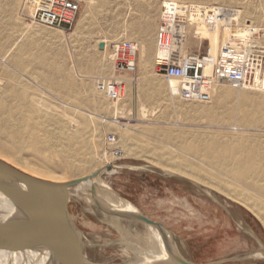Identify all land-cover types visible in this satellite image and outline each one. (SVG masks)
Instances as JSON below:
<instances>
[{"label":"rangeland","instance_id":"374dc122","mask_svg":"<svg viewBox=\"0 0 264 264\" xmlns=\"http://www.w3.org/2000/svg\"><path fill=\"white\" fill-rule=\"evenodd\" d=\"M163 1L95 0L92 3L81 0L80 16L68 32L70 42L65 43L59 30L34 24L25 9V0H16L13 6H9V0H0V101L4 99L8 108H19L15 119L20 122L19 126L22 125L25 143V149L17 157L8 145L0 146V158L17 168H27L29 173L38 171L70 179L85 176L111 162L119 170L110 175L103 173L101 178L149 219L168 227L173 242L189 261L195 264H264V256L258 254L264 250V214L227 193H244L241 196H250L252 203L260 202L263 211L264 194L210 165L199 151L203 141L234 146L257 140L264 148V91L225 83L222 87L234 92L229 114L228 108L219 103L221 87L210 103H195L174 96L167 88L168 80L155 74ZM182 2L238 9L245 20L250 19L246 6L252 5L260 14L253 22L264 24V0ZM122 38L139 42L141 50L137 72L123 76L131 80L125 83L124 98L119 102L127 109L123 114L125 118L122 115L114 118V105L96 89L98 80L109 79L112 72L115 77L110 45L103 53L98 44L102 39L112 44ZM208 46L209 40H204L200 46H192L190 52L198 53ZM48 48L56 55H50ZM142 49L146 60L142 58ZM74 62L79 74L69 69V64ZM51 64H57V71L50 69ZM246 97L252 101L245 103ZM258 103L263 105L258 112L261 120L245 121L246 114L257 113ZM22 105L33 111V119L28 118ZM144 105L148 109L146 117L142 115ZM205 108H209L212 115L203 113ZM72 116L78 119L77 124L71 122ZM44 124L56 134L59 131L67 133L54 140L47 159L36 155L32 145L33 137H45ZM11 131L13 129L0 125L1 137L9 138ZM110 133L119 137L124 152L121 158L114 157L109 150L106 138ZM66 149L75 154L71 161L81 164L79 168H66L69 159ZM45 163L48 166H38ZM177 165L188 169L190 175L197 172L211 180L214 176L215 183L233 185L225 187L226 193L204 185L193 176L166 170ZM95 205L76 197L69 204L74 220L88 241V256L98 263L137 264L133 254L125 255L126 246L122 241L124 238V242L128 241L130 236L137 237L144 231V225L124 224L125 230L120 228L123 230L120 233Z\"/></svg>","mask_w":264,"mask_h":264},{"label":"bare ground","instance_id":"6f19581e","mask_svg":"<svg viewBox=\"0 0 264 264\" xmlns=\"http://www.w3.org/2000/svg\"><path fill=\"white\" fill-rule=\"evenodd\" d=\"M175 1L182 2L183 0H175ZM228 1L234 2L235 0H228ZM89 2L95 3V0H89ZM15 3H16V0H9V6L15 5ZM209 6H215V5L209 4ZM246 11L250 13V16H249L250 19L249 20L247 19L248 21L253 22L255 17L260 18L259 12L252 5H247ZM38 27H42V26H38ZM44 28H47V27H44ZM195 30L197 31L198 36H195L193 34L191 38L189 39L188 44H187V53L190 52V48L192 46L194 45L200 46L204 40H209L208 47L211 49L213 53H216L220 47L222 40L226 36L225 29H222V28L210 29L202 23L198 24ZM60 32L63 34L62 39L64 40V42L69 43L70 37L68 33L65 31H60ZM100 42H104L105 47L103 49H100V48L99 49L101 50V52L106 53L109 49L110 42L108 41V39H102ZM99 44H98V47H99ZM140 50H141V46H140ZM49 51H50L49 52L50 55H56L55 51L53 50H49ZM156 57H157V51H156L155 61H156ZM142 58L146 60V53L144 49H142ZM56 66L57 64H55V66L53 65L52 67H50V69L53 71H57L58 67ZM69 69L72 73H75V74L80 73L78 65L75 62L72 64H69ZM107 78L109 79L113 78V72H112L111 77H107ZM125 81L130 82L131 80L126 79ZM179 86H180V83L177 80L175 79L168 80L167 88L174 96H176L175 92L177 91ZM218 89H219L218 96L220 99L219 103L223 107L228 108L226 109V111L229 114L230 112L229 106L231 103V99L234 96L233 94L234 92H232L231 90L227 88L222 87L221 85L217 88L216 96H217ZM247 90H253V89H247ZM250 101H252L250 97H246L244 99L245 103H248ZM194 102L196 103L199 101H194ZM200 103H203V102H200ZM111 105H114L115 111H116L115 114H117V117L119 115L120 116L122 115L124 117L123 114L127 109L125 107H122V104L119 105L118 103V104H111ZM261 106L263 107L262 103H258L257 113L255 112L256 115L252 113L246 114V116L244 117V120L250 121L252 118L257 121L261 120L260 117L258 116V112L261 110L260 108ZM22 108H23L22 109L23 111H26L28 113V118L30 120L34 118L33 111L27 109L25 105H22ZM141 109H142V115L144 117L148 116L147 114L148 109L145 107V105ZM18 110L19 108H17V106H12L11 108H8L5 105L4 99L0 101V125H2V127L7 128V129H13V131H11L12 133L9 136V138H3L0 136V146L8 145L9 149L12 151L11 153L16 157L23 149H25L24 148L25 143L23 142L24 139L22 140V134H23V131L21 128L22 125L20 124L21 126H19L18 123L20 122H18L15 119L18 115ZM202 111L205 114L212 115L211 110L209 108H205ZM153 113L154 112H152V114ZM70 119L72 123L74 124L78 123V119L76 117L72 116ZM42 126H45V124ZM45 127L47 128V133L45 132L46 133L45 137L43 138H40L37 136L33 137L32 145L34 147V153L36 155H41L43 158L47 159L48 158L47 153L51 152V150L54 147V140L57 137L59 138L60 136H63V134L66 135L67 133L65 131H59V134L58 133L56 134V132L53 131L50 127L48 126H45ZM127 134L131 135V133H128V132ZM69 137L72 138V136H69ZM167 137L170 138V136H167ZM199 151H200L201 157L204 160H206L208 163H210V165L219 168L221 171H223L227 176L231 177L233 180L240 181L245 184L256 187L257 190L260 191V193L264 194V148L261 146V144L257 140L256 141L249 140L244 143L235 144L234 146L227 144V143L219 142V141H205V142L203 141V143L200 146ZM65 152H67L69 156V159L66 163V168H70L74 166L79 168L81 164L79 163L77 164L75 160L71 161V159L75 156V154H71L70 149H66ZM153 162L155 161L153 160ZM17 164L20 165L22 163L18 161ZM38 166H40L41 168L42 167L44 168L45 166H48V165L47 163H45V164H40ZM162 167L166 169L168 166L167 167L162 166ZM18 169H20L21 171H24L25 173L33 177H37L43 180L54 181V182H68V181L78 179V178L70 179L66 176L64 177V176L49 175V174L40 173L38 171H34V172L31 171L32 173H29L28 171L26 172L27 168L25 167H20ZM118 170H119L118 166H112L111 162H107L106 165H102L98 170L92 173L90 172L85 176L79 177V178H83L88 175H92L98 171L100 172L98 175L95 176V178L91 179L90 181L76 186L73 189L71 200L76 197L80 200L84 198L90 201L91 203H95L100 208L99 211L101 212L102 215H104L105 219L113 225V228L114 226L115 228L117 227L120 233L121 231L125 230L123 229L124 224L126 225L131 224L134 226L138 224L144 225V231L138 233L137 237L130 236L132 240H129L130 238L128 236L129 239L128 241H126L127 243L124 242L125 238L123 239V241L120 240L123 242L124 244L123 246H126L124 247L126 248L124 250L125 255L128 256V255L133 254V256L136 257L135 262L137 264H176L175 258L172 255V249L173 250L175 249L180 254L182 253L176 246V243L173 242L171 238V233L170 231H168V227L164 225L162 227L154 226L153 224H150L144 221L143 219H141L140 217L142 215L145 216L141 212V210L131 201L126 200L120 197L119 195H117L115 191L111 188V186L107 184L101 178V175L103 173L110 175V174L116 173ZM166 170L168 172L169 171L179 172L182 175L187 174L189 176H193L196 180L202 181L204 185L209 186V187H214L222 192H226L227 188L225 187H230L231 185H233V183L223 182V185H224L223 186L221 183L218 184V182L215 183L213 181L214 176H213V180H211L212 178L210 179L206 175H197V172L194 175L193 173L192 175H190L191 172L190 174H188L189 173V172L187 173L188 169L186 170V168H184V166H181V165L180 166L177 165L174 167L170 166ZM205 172L208 173L207 171ZM198 174H201V172H198ZM210 176L212 177V175ZM215 180L218 181L217 179ZM227 194L230 195L232 198H234V200H238L246 204L247 206L252 207L259 214H262V213L264 214L261 203L258 201L252 203L251 201L252 198L250 196L243 197L241 196V194H244V193L237 194L235 192L234 193L229 192ZM14 211L15 210L11 202L0 192V224L5 221L12 222V219L15 218ZM120 228L123 230H120ZM0 229H1V226H0ZM3 231L6 232L4 228H3ZM246 233L248 232L246 231ZM81 238L83 242V255H84L85 264H110V263H98L92 260L87 254L88 241L85 235L82 234ZM121 238H123V234ZM5 244H6L5 236L0 232V264H50L49 255L47 253L41 252L39 250H31V249L10 250L8 247L5 246ZM256 253L258 252L256 251ZM258 254L260 256H264V250ZM184 257L185 259L189 260L186 256ZM131 260H128V262Z\"/></svg>","mask_w":264,"mask_h":264},{"label":"built area","instance_id":"2783aa9c","mask_svg":"<svg viewBox=\"0 0 264 264\" xmlns=\"http://www.w3.org/2000/svg\"><path fill=\"white\" fill-rule=\"evenodd\" d=\"M28 16L37 26L70 32L77 22L81 0H25ZM204 24L222 28L226 36L216 53L208 47L187 53L195 28ZM140 43L122 38L110 44L114 75L97 81L96 89L111 104L124 98V75L138 69ZM155 73L180 83L175 95L185 101L212 102L217 88L225 83L243 89L264 91V24L245 20L238 9L165 0L162 3L157 33ZM117 114H114V118ZM106 142L116 158L123 156L119 137L110 133Z\"/></svg>","mask_w":264,"mask_h":264},{"label":"water","instance_id":"95a60500","mask_svg":"<svg viewBox=\"0 0 264 264\" xmlns=\"http://www.w3.org/2000/svg\"><path fill=\"white\" fill-rule=\"evenodd\" d=\"M104 47L105 43L100 42L99 48ZM99 173L68 182H54L33 177L0 159V192L15 210L12 222L0 224L5 246L10 250L47 253L50 264H85L83 230L74 220L69 204L73 189ZM140 218L154 226H163L146 216ZM172 255L176 264H195L175 249Z\"/></svg>","mask_w":264,"mask_h":264},{"label":"crops","instance_id":"0c3cea01","mask_svg":"<svg viewBox=\"0 0 264 264\" xmlns=\"http://www.w3.org/2000/svg\"><path fill=\"white\" fill-rule=\"evenodd\" d=\"M155 32H156V26H155ZM156 34V33H155Z\"/></svg>","mask_w":264,"mask_h":264}]
</instances>
